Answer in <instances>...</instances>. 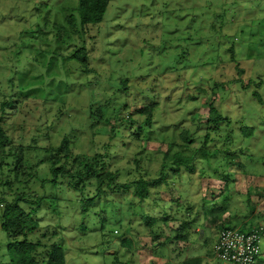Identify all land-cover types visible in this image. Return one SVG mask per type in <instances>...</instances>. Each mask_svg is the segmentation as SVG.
<instances>
[{
    "label": "rangeland",
    "instance_id": "374dc122",
    "mask_svg": "<svg viewBox=\"0 0 264 264\" xmlns=\"http://www.w3.org/2000/svg\"><path fill=\"white\" fill-rule=\"evenodd\" d=\"M77 5L0 0V117L9 136L0 200L20 198L39 221L26 236L40 242V259L58 244L67 264H165L173 245L185 251L181 261L187 253L194 264H227L206 227L188 228V245L173 236L201 203L230 206L228 227L264 223V0H111L103 20L84 27ZM150 104L149 123L141 110ZM210 105L222 119L210 120ZM64 140L75 171L96 154L119 182L161 178L166 160L171 168L144 200L133 188L97 190L95 175L75 190L51 171ZM176 152L192 158L179 172ZM3 210L0 264H11L12 243L25 237L2 228Z\"/></svg>",
    "mask_w": 264,
    "mask_h": 264
},
{
    "label": "trees",
    "instance_id": "16d2710c",
    "mask_svg": "<svg viewBox=\"0 0 264 264\" xmlns=\"http://www.w3.org/2000/svg\"><path fill=\"white\" fill-rule=\"evenodd\" d=\"M111 0H78L77 11L79 14V19L81 25L84 27L88 24H96L103 20L104 15L108 9L109 3ZM84 58V57H83ZM81 58V59H83ZM257 94V92H256ZM259 101L263 102L261 96H259ZM210 109L213 113V116L210 117V120L222 119V115L214 109V105H210ZM143 113L147 114V119L150 123L153 122V105H148L147 107L141 110ZM213 118V119H212ZM189 130L185 129L181 132L180 136L185 141V143H190L193 141L190 137ZM9 142V136L3 126V118L0 117V146H5ZM188 145V144H187ZM52 162H51V171L54 175L55 181L58 180L59 176H62L69 187L83 191L86 178L96 176L97 179V190L101 191L102 186L106 185L110 189H115L119 191L134 189L136 196H139L141 200L147 198L151 186L158 185L163 180H165V171L167 170V160L162 163L161 166V178L158 179H145V178H136L129 182H119L117 174L111 170H108L104 155L96 154L95 162L88 161L83 163V170H72L69 168V165L76 161L77 156L70 154L68 141L64 140L62 144L56 149V152H52ZM75 156V157H74ZM169 158L168 152L166 153V159ZM72 159V161H71ZM174 159L176 166L172 167V170L179 172L183 166L188 165V161H192L191 157L185 156L182 152H176L172 155V160ZM17 169L22 167L24 163V158L21 155L17 160ZM174 163V162H173ZM172 165V164H170ZM171 167L169 166L168 169ZM218 178H223L222 175L215 173ZM231 180V179H229ZM228 180V181H229ZM44 199L40 197L39 200ZM20 198H17L14 201H6L4 198L0 200V206H3L4 210L2 213V228L8 232L11 237H17L19 235H24V239L16 240L12 243L13 255L11 264H67L66 252L61 245L53 244L51 249L48 250L46 256L40 258L37 257L39 254L40 242H32L27 240L28 233L39 226V221L35 219L31 212H27L19 202ZM84 206L83 210H87V207L95 202V197L83 199ZM225 207V206H224ZM223 210V209H222ZM210 210H208L209 212ZM207 212V215L213 214V212ZM222 215H220L221 217ZM151 223H154V218H147ZM215 223L219 222V216L215 217ZM192 222L189 220L182 221L180 227L175 232L173 236L176 239H188V234L184 233L190 226ZM221 228L219 232L224 228L228 227L224 222H221L219 225ZM259 226V225H256ZM255 227V226H254ZM232 228V227H231ZM152 239L157 241L160 236L158 232L151 231ZM219 236V233H218ZM217 236V238H218ZM217 240V239H216ZM215 240V242H216ZM166 240L160 244H165ZM214 242V244H215ZM122 244H131V240L124 238ZM214 250V246H213ZM166 264H172L167 262ZM182 264V263H180ZM185 264H194L188 260Z\"/></svg>",
    "mask_w": 264,
    "mask_h": 264
},
{
    "label": "built area",
    "instance_id": "2783aa9c",
    "mask_svg": "<svg viewBox=\"0 0 264 264\" xmlns=\"http://www.w3.org/2000/svg\"><path fill=\"white\" fill-rule=\"evenodd\" d=\"M264 238V224L247 231L224 228L214 244V255L227 264H256Z\"/></svg>",
    "mask_w": 264,
    "mask_h": 264
},
{
    "label": "crops",
    "instance_id": "0c3cea01",
    "mask_svg": "<svg viewBox=\"0 0 264 264\" xmlns=\"http://www.w3.org/2000/svg\"><path fill=\"white\" fill-rule=\"evenodd\" d=\"M241 172H235V174L236 175H238V174H240ZM242 174V173H241ZM262 178H264V177H262ZM235 179H237V178H235ZM235 179H234V181H235ZM234 183H236V181L234 182ZM215 197L216 196H213L212 197V199H215ZM211 199H206V201L207 202H209ZM217 204V201H216V199H215V202H213V203H210L209 202V205H216ZM199 207V205H197L196 206V210L192 213L191 212V214H190V216H189V218L188 219H186V220H189V221H191L192 222V224H191V226L189 227V228H191V227H196L197 226V230H196V232H200L201 230H202V226H204V227H206V231H208V232H211L213 235H214V238H213V243L215 242V240L217 239V236H218V233H219V229L221 228L219 225H220V223L221 222H224V223H226L227 221H230V220H232V216H230L229 215V209H231V207L229 206V207H227V210H226V208L223 206V205H221V206H219L218 207V211H216V212H214V208H211V207H209V208H211V209H209L208 208V204H202L201 203V205H200V207ZM208 209L210 210L209 212L211 213V212H213V214H209V215H207V212H208ZM216 209V208H215ZM225 209V212H226V214L225 213H223L222 211ZM190 211H191V209H190ZM189 211V212H190ZM208 212V213H209ZM220 215H222L221 217H220ZM219 216V222H217V223H215V217H218ZM244 222H246V223H249V222H247V220H244ZM260 224H264V223H259V224H256V225H260ZM256 225H252L251 226V228H253L254 226H256ZM250 228V229H251ZM188 230H186L184 233H186V234H188V232H187ZM197 234V233H196ZM195 233H194V235H196ZM174 238V237H173ZM175 240H178V239H176V238H174ZM202 239H204L203 237L202 238H200V240H202ZM184 240V239H183ZM195 239H194V237L192 238H190V236L188 235V239H186V240H184L185 242H187V245H188V242H189V244L191 243V242H193ZM161 242H163V241H161ZM181 246H183V245H181ZM169 248H168V254L172 257L171 258V260H165L166 261V263L167 262H169V263H172V264H180V263H182V264H185V262L187 261V260H189L190 258H193L192 256H189V254H185V255H187L188 256V259H186L185 260V258H184V256H183V259H182V261L180 260L181 259V254L184 252L185 253V251H183V252H181L180 250H177V251H179L180 253H177V251H176V248H175V246H173V245H169L168 246ZM183 253V254H184ZM177 260H180V261H177ZM165 263V264H166ZM161 264H163V262L161 263Z\"/></svg>",
    "mask_w": 264,
    "mask_h": 264
}]
</instances>
